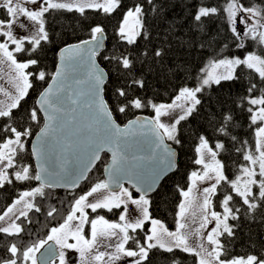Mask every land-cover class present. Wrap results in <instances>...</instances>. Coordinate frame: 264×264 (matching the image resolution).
I'll use <instances>...</instances> for the list:
<instances>
[{
	"label": "snow or ice",
	"instance_id": "obj_1",
	"mask_svg": "<svg viewBox=\"0 0 264 264\" xmlns=\"http://www.w3.org/2000/svg\"><path fill=\"white\" fill-rule=\"evenodd\" d=\"M162 7V0H132L131 6L125 0H0V70L6 66L14 85V92L0 88L9 101H0V119L5 120L0 126V189L13 181L36 182L35 187L20 191L0 214V234L23 242L22 234L31 236L24 224L33 222L30 213L42 212L38 198L45 199L47 189L75 190L97 163L103 164L106 175L74 195L62 222L50 227L43 238L31 243L0 241L6 252L0 264H66L65 250L77 252L80 264H121L124 260L151 264L154 250L173 254L170 264H180L174 255L177 250L194 257V264H264V246L243 255L232 253L239 225L230 223L239 222L242 215L256 219L258 212H264V0H217L215 5L201 2L194 6L195 27L202 29L210 18L223 19L237 48L245 49V41H250L260 52L246 50L243 57L218 53L200 68L195 86L180 87L169 103H156L137 93L145 81L134 74L130 54L122 53L116 58L118 70L131 79L115 89L114 105L109 104L104 97L107 73L95 60L105 39V28L99 24L89 26L88 39L61 51L53 73L41 67L43 45L50 42L46 18L51 12H74L84 19L89 10L108 17L121 12L117 35L127 45H135L141 37L148 39V14L158 15ZM17 54L27 58L19 60ZM152 55L161 57L162 51L155 49ZM245 70L248 86L237 107L248 114L253 142L238 141L232 133L231 110L220 112L214 125V146L206 136H198L194 164L200 169L190 173L186 190H179L182 199L175 229L170 230L150 212V194L177 167V153L165 141L179 145L181 122L197 111L202 94L213 85L239 81ZM34 81L45 86L24 116L30 123L13 126ZM146 108L152 111L150 118L129 119L123 127L114 114ZM167 117L172 119L166 122ZM33 124L43 125L31 146L37 161L34 169L18 160L33 134ZM227 141L240 145L236 151L245 162L233 179L219 158L228 151ZM105 153L111 154L106 162ZM133 208L136 215L131 217ZM114 209L122 210L115 222L104 215L90 217L88 211L111 213ZM57 212L53 206L45 215L51 218Z\"/></svg>",
	"mask_w": 264,
	"mask_h": 264
},
{
	"label": "trees",
	"instance_id": "obj_2",
	"mask_svg": "<svg viewBox=\"0 0 264 264\" xmlns=\"http://www.w3.org/2000/svg\"><path fill=\"white\" fill-rule=\"evenodd\" d=\"M201 2L215 5L217 0H162L163 7L159 14L150 12L147 16L148 39L141 37L135 45H127L117 35V28L122 18L121 12L108 17L89 10L86 12L87 19L74 12H51L46 18L50 42L43 45L44 51L40 55L41 67L46 69L49 74L53 73L61 49L88 39L89 26L99 24L105 28L106 46L104 51L97 56V60L108 75L104 97L109 104L114 105L115 96L113 93L115 89L125 85L131 79L130 76L125 75L124 70H118L116 58L122 53L130 54L134 61V74L138 79L145 81V87L137 88V93L156 103H169L180 87L195 86L200 68L218 53L243 57L246 50L260 52V48L250 41L245 42V49L237 48L223 19L210 18L205 21L202 29L195 27L191 14L196 10L194 6ZM219 2L223 3V0H219ZM253 2L260 3L261 0H253ZM125 3L131 6L132 0H125ZM225 44L228 45L227 48L224 47ZM155 49L162 51L161 57L152 55ZM144 52H148L149 56L145 57ZM17 56L22 61L27 58L24 54H17ZM248 80L249 75L245 70L239 81L222 82L219 86L213 85L205 94H202V104L198 106L197 111L186 121L181 122L179 133L181 143L176 145L167 141L178 152L177 168L171 176L163 181L158 191L150 197L152 201L150 212L153 218L161 220L170 230L175 229L177 205L182 199L179 190H186L189 185L188 176L192 171L200 169V166L194 164L196 157L194 149L198 143V136H206L210 145L214 146L217 138L214 125L222 110H231L235 124L232 133L237 137V140L248 141L249 144H252L253 135L247 119L248 114L237 107L239 98L246 94ZM44 86L43 82L34 81V86L30 89L28 97L21 102L23 112L17 115L13 126L21 123L27 126L30 123L24 120V116L28 109L35 106ZM114 114L118 123L124 126L129 119L140 115L151 117L152 111L150 108H146L143 111L130 112L127 115ZM4 123L5 120L0 119V126ZM42 126V124L31 126L33 134L26 141V150L18 157L21 164L28 165L33 169L35 166L30 143ZM226 147L228 151L222 152L219 158L226 165V174L230 179H233L238 174L239 167L245 162L241 154L236 151V148L240 147L239 144L233 146L231 141H227ZM103 157L105 162L109 160L108 156L104 155ZM100 179H104L102 163L98 164L85 184L72 192L47 189L46 198L43 200L38 198L42 212L30 213L33 222L24 224L26 231L31 233V236L22 234L24 240L21 242L17 237L5 238L3 234H0V241L6 239L17 243H31L38 238H43L50 227L57 226L62 222L69 210V202L73 200V196L86 191ZM35 186L36 182L34 181L24 183L13 181V184L0 189V214L6 210V207L18 196L20 191ZM235 199L239 206V198ZM53 206L58 209L57 214L51 218L47 217L46 210ZM217 210L219 209L217 208ZM119 211L122 210L114 209L111 213L106 210H98L96 214H92L91 211L89 213L90 217L104 215L109 221L115 222L118 220ZM230 223L239 225L236 239L231 246L233 254L243 255L246 252L258 251L264 246V212H258L256 219H249L242 215L239 222L230 221ZM86 230L88 231L87 228ZM140 238H143V233H140ZM5 254V247H0V256ZM172 255L154 250V254H150L151 264H170ZM174 255L180 264H194V257L188 254L177 250Z\"/></svg>",
	"mask_w": 264,
	"mask_h": 264
},
{
	"label": "water",
	"instance_id": "obj_3",
	"mask_svg": "<svg viewBox=\"0 0 264 264\" xmlns=\"http://www.w3.org/2000/svg\"><path fill=\"white\" fill-rule=\"evenodd\" d=\"M104 46L99 50V52H98V54H97V56L100 54V53H102L103 51H104V49H105V46H106V35H105V39H104ZM73 45H75V44H73ZM69 46H71V45H69ZM69 46H66V47H69ZM66 47H64V48H66ZM63 48V49H64ZM63 49H61V51L63 50ZM61 51L59 52V54H58V62H57V66L56 67H58L59 66V63H60V53H61ZM97 56L95 57V60H96V63H97V65L101 68V69H103L102 68V66L99 64V62H98V60H97ZM104 70V69H103ZM105 71V70H104ZM106 72V71H105ZM107 81H108V75H107V77H106V83H107ZM51 82V81H50ZM105 83V84H106ZM138 117H140V118H143V117H148V116H144V115H140V116H138ZM137 118V117H136ZM150 118V117H149ZM123 127V126H122ZM39 133V132H38ZM38 133L36 134V135H38ZM36 135H35V137L33 138V140H32V142H31V145H30V151H31V146L32 145H34L35 143H36ZM165 143H168L167 141H165ZM169 144V143H168ZM172 148H173V150L177 153V156H176V161H177V163H178V152L176 151V149L171 145V144H169ZM32 155V154H31ZM103 156L104 155H106V156H108L109 157V160H110V153H105V154H102ZM32 158H33V162H34V166L36 167V165H37V161H36V159H35V157L32 155ZM98 164L99 163H97L96 164V166L92 169V171H90L89 173H87V179H88V177L91 175V173L95 170V168L98 166ZM177 168V167H176ZM176 171V169L175 170H173V171H171V172H169V173H167L165 176H163L162 177V179L158 182V184H157V190L155 191V192H153V193H151L150 194V197L152 196V195H154L157 191H158V189H159V187L161 186V184L163 183V181L164 180H166L169 176H171L174 172ZM103 177H104V179L106 178V175L104 174V172H103ZM87 179H85V180H82V181H80V186L81 185H83V184H85L86 183V181H87ZM79 186V187H80ZM126 187L128 186V185H125ZM78 187V188H79ZM78 188H76V189H78ZM75 189V190H76ZM52 190H58V191H66V192H72V191H74V190H71V189H66V188H63V187H57V188H55V189H52ZM133 192H134V189H133ZM134 194H135V192H134ZM41 252H43V249L41 250ZM40 255V253H38V256Z\"/></svg>",
	"mask_w": 264,
	"mask_h": 264
},
{
	"label": "rangeland",
	"instance_id": "obj_4",
	"mask_svg": "<svg viewBox=\"0 0 264 264\" xmlns=\"http://www.w3.org/2000/svg\"><path fill=\"white\" fill-rule=\"evenodd\" d=\"M28 7H32V5H28ZM240 27V29H243L242 25H238ZM21 35L25 34L23 32L20 33ZM246 42V41H245ZM0 88H4L5 90L9 91V92H14V85L11 81V77L7 74V68L5 66V68L3 70H0ZM0 101L7 103L8 101V97L4 96L2 93H0ZM176 115V113H173L172 116L174 117ZM172 119V117H167L165 118L166 122L170 121ZM199 171V170H198ZM207 186V184H202L200 185V187H205ZM90 211V210H88ZM136 215V212L134 210V208L130 211V216L134 217ZM211 227V226H209ZM87 231V230H86ZM70 243L74 242V241H69ZM66 254L68 250H65ZM38 255V253H37ZM56 264H59V262H56ZM66 264L68 263V260L66 259ZM121 264H128V260H124L121 261Z\"/></svg>",
	"mask_w": 264,
	"mask_h": 264
},
{
	"label": "flooded vegetation",
	"instance_id": "obj_5",
	"mask_svg": "<svg viewBox=\"0 0 264 264\" xmlns=\"http://www.w3.org/2000/svg\"><path fill=\"white\" fill-rule=\"evenodd\" d=\"M66 259L68 260L69 264H80L79 254L77 252L72 251V250L67 251Z\"/></svg>",
	"mask_w": 264,
	"mask_h": 264
}]
</instances>
